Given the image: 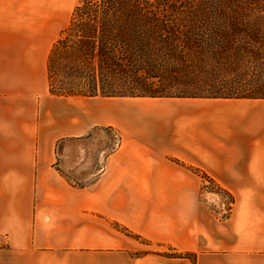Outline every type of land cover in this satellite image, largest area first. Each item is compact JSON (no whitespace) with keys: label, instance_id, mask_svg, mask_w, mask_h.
<instances>
[{"label":"crops","instance_id":"0c3cea01","mask_svg":"<svg viewBox=\"0 0 264 264\" xmlns=\"http://www.w3.org/2000/svg\"><path fill=\"white\" fill-rule=\"evenodd\" d=\"M72 7L0 0V264H264V98L52 94L37 22ZM106 126L120 144L72 184L58 144ZM197 169L232 196L226 216ZM134 235L188 255L137 254Z\"/></svg>","mask_w":264,"mask_h":264},{"label":"trees","instance_id":"16d2710c","mask_svg":"<svg viewBox=\"0 0 264 264\" xmlns=\"http://www.w3.org/2000/svg\"><path fill=\"white\" fill-rule=\"evenodd\" d=\"M263 62L264 0H76L47 71L56 95L264 98Z\"/></svg>","mask_w":264,"mask_h":264},{"label":"rangeland","instance_id":"374dc122","mask_svg":"<svg viewBox=\"0 0 264 264\" xmlns=\"http://www.w3.org/2000/svg\"><path fill=\"white\" fill-rule=\"evenodd\" d=\"M65 1V0H63ZM76 0H73V6ZM73 8V7H72ZM72 11V10H71ZM71 14V13H70ZM70 15L68 17H63L58 15L57 18L53 21H39L37 22V27L39 29H45L49 32V39H53L55 41L59 36L61 30L68 23ZM32 26H36L35 22H32ZM253 67L249 68L251 72ZM264 74V62L261 71ZM223 75H227L223 72ZM157 83V82H156ZM58 89V83L54 86ZM122 97H131V96H122ZM135 97H149V96H135ZM162 99L157 100H170L172 105L166 106L171 108L181 107L180 102L181 99H164L165 97H161ZM122 100H126L127 102H136L140 100V98H123ZM136 107V106H134ZM146 107V106H143ZM114 130V129H113ZM115 131V130H114ZM116 135L112 133V131L107 130L106 128H98L91 132L90 135L80 137V138H70L62 141L58 144L57 147V166L58 169L63 173V175L74 185H84L90 181V179L96 175L101 167L103 157L106 155V152L110 147H113L117 141V138L120 137L117 131ZM202 182V191L205 194L206 201L211 207L213 211H215L218 215H225L226 207L229 204V196L223 192L217 191V188L209 183L207 180L201 178ZM144 248L148 250H142L136 252L137 254L146 252V251H156V252H170L173 249L170 246H158L156 244H152L150 241H145L143 239L138 240ZM148 244H152L149 246Z\"/></svg>","mask_w":264,"mask_h":264}]
</instances>
